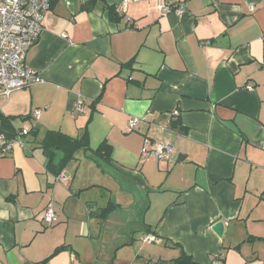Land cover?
Masks as SVG:
<instances>
[{
    "label": "crops",
    "instance_id": "1",
    "mask_svg": "<svg viewBox=\"0 0 264 264\" xmlns=\"http://www.w3.org/2000/svg\"><path fill=\"white\" fill-rule=\"evenodd\" d=\"M159 1L52 0L26 56L42 82L1 102L11 129L32 131L25 147L0 153V264H177L183 252L192 264L217 254L264 264V0H166L184 14L162 13ZM50 130H87L92 150L111 145L113 162L80 150L64 183L41 145ZM162 142L170 159L150 153ZM146 197L154 212L141 219Z\"/></svg>",
    "mask_w": 264,
    "mask_h": 264
},
{
    "label": "built area",
    "instance_id": "2",
    "mask_svg": "<svg viewBox=\"0 0 264 264\" xmlns=\"http://www.w3.org/2000/svg\"><path fill=\"white\" fill-rule=\"evenodd\" d=\"M129 1L123 0L125 9H127ZM158 7L164 14L174 11L184 14L186 10L184 3L171 5L166 0H160ZM51 8L52 0H0V110L2 99L9 98L14 90L42 82L40 72L27 66L26 56L28 49L40 36L44 18ZM251 9H254L253 5H251ZM248 87L253 89L252 86ZM74 110L83 111L81 99H78L74 104ZM41 111V109L33 111L34 122L38 121ZM139 121L140 118H131L129 129L133 130ZM31 131L32 128L29 126L16 128L15 136L0 131V153L10 155L16 145L25 147L27 145L25 137L30 135ZM149 141L146 139V143ZM150 153L160 160L170 159L173 146L164 142L157 143ZM58 177L62 181H67L69 178L63 173ZM42 220L47 226H52L58 221L53 204H49L45 208ZM143 241L152 242L154 237L148 235L143 238ZM220 258L221 255L217 254L211 264H222Z\"/></svg>",
    "mask_w": 264,
    "mask_h": 264
},
{
    "label": "trees",
    "instance_id": "3",
    "mask_svg": "<svg viewBox=\"0 0 264 264\" xmlns=\"http://www.w3.org/2000/svg\"><path fill=\"white\" fill-rule=\"evenodd\" d=\"M98 1L105 0H84L82 7L93 8ZM106 8L110 10L111 19H118L116 18L118 13L114 6H106ZM10 119L12 118L0 113V131L5 132L7 135L15 136L16 129H11L7 125ZM41 145L48 159L47 167L56 176H59L68 163L75 159L77 152L80 150L90 153V156L96 160L100 166H106L113 162L111 157V145L104 141L98 148L92 150L87 130L79 137H71L61 131L50 130L45 133V136L41 140ZM58 152H62V157L56 161L55 158ZM110 211L111 210H108L106 215H108ZM176 262L177 264L193 263L192 258L184 252L176 259Z\"/></svg>",
    "mask_w": 264,
    "mask_h": 264
},
{
    "label": "rangeland",
    "instance_id": "4",
    "mask_svg": "<svg viewBox=\"0 0 264 264\" xmlns=\"http://www.w3.org/2000/svg\"><path fill=\"white\" fill-rule=\"evenodd\" d=\"M29 136V135H28ZM28 136H26V137H28ZM26 137H25V139H26ZM82 156H84V155H82ZM84 162H87V159H84L83 160ZM83 167H84V165H81L80 164V166H79V168H78V171H77V177H76V183L77 184H83V183H81L82 181H81V176H82V170H83ZM63 173V172H62ZM70 181H71V178H68V180L67 181H63L64 183H66V184H69L70 183ZM84 192H86L85 193V195H84V197L85 198H87V196H89L90 198H91V200L92 201H95V200H97V201H99L102 197H100V198H98V197H96V192H94V191H92V190H87V191H84ZM96 197V198H95ZM147 199H146V206L144 207V209L142 210V212L140 213V215H141V219L143 218V216H144V214L145 213H147V215H149V214H151V213H153L154 212V210H150V205H151V203L149 202V198L148 197H146ZM151 200V199H150ZM145 211V212H144ZM143 215V216H142ZM146 216V215H145ZM137 223H138V221H137ZM135 225V223H132L131 225H124V224H120V225H118V229L116 230V232L118 233H120V234H123V235H125L128 231H129V229H130V227H133ZM138 233V232H137ZM134 234V233H133Z\"/></svg>",
    "mask_w": 264,
    "mask_h": 264
},
{
    "label": "water",
    "instance_id": "5",
    "mask_svg": "<svg viewBox=\"0 0 264 264\" xmlns=\"http://www.w3.org/2000/svg\"><path fill=\"white\" fill-rule=\"evenodd\" d=\"M224 228H225V222L224 221H218V222H216L214 224V227H213V229L216 231V233L219 236H222L223 235Z\"/></svg>",
    "mask_w": 264,
    "mask_h": 264
}]
</instances>
